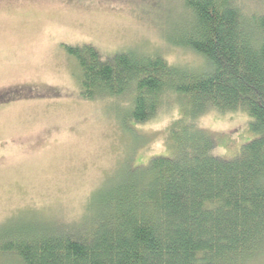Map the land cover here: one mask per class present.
Segmentation results:
<instances>
[{
	"label": "trees",
	"instance_id": "1",
	"mask_svg": "<svg viewBox=\"0 0 264 264\" xmlns=\"http://www.w3.org/2000/svg\"><path fill=\"white\" fill-rule=\"evenodd\" d=\"M181 9L185 20L169 43L201 56L206 68L67 47L82 71L81 97L126 100L128 119L145 123L176 95L188 119L246 114L257 138L221 159L209 132L176 121L183 130L170 136L172 156L153 157L95 192L87 231L11 233V225L0 255L19 264H253L264 255V14L237 0H182Z\"/></svg>",
	"mask_w": 264,
	"mask_h": 264
},
{
	"label": "rangeland",
	"instance_id": "2",
	"mask_svg": "<svg viewBox=\"0 0 264 264\" xmlns=\"http://www.w3.org/2000/svg\"><path fill=\"white\" fill-rule=\"evenodd\" d=\"M263 13L264 0H237ZM182 0H0V246L14 230L55 234L89 229L92 196L153 157L172 156L179 120L209 132L230 160L257 138L244 113L188 119L176 95L150 121L128 119V101L81 97L82 71L67 47L91 45L102 58L158 54L200 70L205 60L169 41L185 20ZM180 100V101H179ZM126 120V121H125ZM8 230V231H7ZM0 264H19L0 255ZM253 264H264V255Z\"/></svg>",
	"mask_w": 264,
	"mask_h": 264
}]
</instances>
